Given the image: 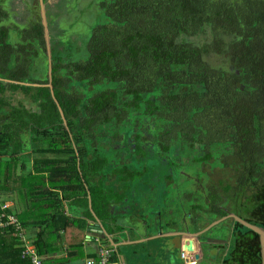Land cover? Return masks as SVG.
<instances>
[{
	"label": "trees",
	"instance_id": "16d2710c",
	"mask_svg": "<svg viewBox=\"0 0 264 264\" xmlns=\"http://www.w3.org/2000/svg\"><path fill=\"white\" fill-rule=\"evenodd\" d=\"M98 7L108 21L92 30L80 60H69L49 31L51 84L66 125L47 87L10 83H48L39 13L29 12L18 29L0 7V195L16 197L26 234L23 213L41 212L32 242L39 256L48 226L60 224L56 238L61 231L72 258L84 226L65 205L106 220L116 185L135 193L159 178L192 181L189 195L205 199L191 207L198 232L232 211L234 179L243 189L264 183V0H101ZM57 18L48 26L59 28ZM11 30L21 31L13 41ZM17 244L14 230L0 233V264H30Z\"/></svg>",
	"mask_w": 264,
	"mask_h": 264
},
{
	"label": "crops",
	"instance_id": "0c3cea01",
	"mask_svg": "<svg viewBox=\"0 0 264 264\" xmlns=\"http://www.w3.org/2000/svg\"><path fill=\"white\" fill-rule=\"evenodd\" d=\"M110 183V180L105 183L107 185H104V192L109 189ZM154 187L142 186L133 193L132 190H125L121 188V185H116L114 193L110 197L111 201L108 204V218L106 220H103L95 213L91 214L92 218L88 220L84 216L82 208L75 209V207H69L68 204L65 205L64 211L67 215L75 218L84 226L81 248L72 258L68 259V248L63 243L62 232H59L61 239L59 241L56 238L57 231L54 232L61 225H47L48 234L42 236L43 243L41 244L42 249L46 251L45 255L40 256L43 264H85L86 261L96 257L99 242L110 248L113 264H126V260L124 258L121 259L124 254H129L130 257L133 254L136 255L134 256L135 259L132 257L131 264H183L184 261L181 259L179 253L190 244H192V247L198 253V243L195 239L189 237L178 238L172 237L170 234L185 232L186 229L194 233L190 221L192 205L190 204L188 211L184 208L182 211L175 213L173 209L169 208V205H167L166 209L163 207V210H160V212L156 211V208H160V205L157 202L156 196L153 195ZM138 192L143 197V202L136 200ZM13 200L15 201L14 210L17 215H20L21 209L16 197H13ZM40 214L41 212L38 210L23 213V217L29 216L26 218L29 223L26 232L31 242L34 241L36 233L42 230L39 229L42 225L37 220ZM94 216H96L100 223L95 222ZM163 219L165 223H163ZM231 229L232 226L230 224H225L219 234L228 237L231 234ZM221 238L226 240L223 237ZM76 240H78L77 236ZM16 248L18 247L15 246ZM158 248L159 251L160 248L162 249L161 255L163 256V260L161 262H159L156 254ZM170 249L178 252V254L176 253L172 257ZM9 252L10 250H8L9 255L5 256L6 261L13 258ZM192 255L191 253V256H186L187 259L190 258L191 260ZM193 262L197 264L195 259ZM2 263L10 264V262L4 263L3 260ZM11 264L14 263L12 262Z\"/></svg>",
	"mask_w": 264,
	"mask_h": 264
},
{
	"label": "rangeland",
	"instance_id": "374dc122",
	"mask_svg": "<svg viewBox=\"0 0 264 264\" xmlns=\"http://www.w3.org/2000/svg\"><path fill=\"white\" fill-rule=\"evenodd\" d=\"M58 1L59 0H56L57 2L56 4L55 0H50V4H56V6L55 7L51 6V9L49 10L50 12L46 13V17L47 19L49 17V21L53 22L52 19L62 16L63 18H57L56 20L58 22L61 19L58 25L59 28H57V26L55 28L54 25L55 23H51L49 24V26L47 23V28L50 31L52 37L57 35V38L61 39L66 44L63 46L65 48V55L69 60H73V61L80 60L82 59L84 54H86L84 50L85 47L83 48L81 47L86 45L92 33V30L97 25L104 24L106 23V21H108L102 9L98 7L99 2L101 0H60L61 4H59ZM28 2L30 3L29 8L26 7L25 0H0V7L2 10H5V12L8 13L9 23L11 22L14 23V21H16L18 22V24H20L27 17L28 13L24 14L25 10H27L28 12H33V14H35L36 12L39 13L38 0L37 1L29 0ZM16 22L14 23L15 25ZM26 24L25 23L20 24L19 26H17V28L22 29L23 27L26 26ZM15 32H21V31L11 30L10 31L11 41H13L12 36ZM64 48L62 47V49ZM103 87L104 85L93 87L88 94L89 95L94 94ZM115 168H120V167H115ZM217 176L223 177L224 173H222V171H217ZM212 178L214 181L217 180L215 176H213ZM234 183H235V179L233 180V184ZM194 188L195 185L190 180L178 179L177 183H172V182H164L160 178L157 179L155 182L153 195L156 196V198L158 199L157 202L160 205V208L158 209L156 208V211L160 212V210H163V207L164 209H166L167 205H169V208L173 209L175 213L182 211L184 208L185 210L188 211L190 204L192 205L194 200L198 202H202L205 200L199 191H196L191 196L189 195L191 189ZM238 190L241 193V196L244 197L245 196L244 189L239 188ZM137 194H138V198H136V200L143 202V197L140 196L139 192ZM237 207H238V201L237 199H234V201L231 204L232 211L236 210ZM164 219H163V223H165ZM225 224L226 221L212 227L205 234L201 236L202 237L201 240L203 239V242H205L206 237L207 240L214 237L215 238L223 237L224 239L227 240L226 236H221L219 234V232H221V229L225 226ZM207 244L209 243H205L204 246H206ZM204 246H202V249L204 255H206L208 248ZM161 251H162L161 248L160 251L159 248L156 250V254L159 259V262L163 260ZM170 253L172 257H174L176 253L178 254V252L173 251L172 249H170ZM134 256L136 255L133 254V256L131 257L129 254L122 255V257L126 260V264H131L132 257L135 259ZM197 264H205V263L203 261H200Z\"/></svg>",
	"mask_w": 264,
	"mask_h": 264
},
{
	"label": "flooded vegetation",
	"instance_id": "af4514ba",
	"mask_svg": "<svg viewBox=\"0 0 264 264\" xmlns=\"http://www.w3.org/2000/svg\"><path fill=\"white\" fill-rule=\"evenodd\" d=\"M28 1L25 0L27 8H29L30 4ZM49 3L50 0H46L45 7ZM51 6H54V4H51ZM27 13L29 12L25 10L24 14ZM232 186L234 188L232 196L237 199L238 207L236 210L227 213V215L233 214L264 233V183H248L249 187L244 189V194L247 197L241 196L238 190L241 188L240 183H234ZM222 194L224 195L223 192ZM222 197L224 199L225 195ZM233 197L232 201H234ZM224 210L226 209L224 208ZM218 239L223 241L221 237L210 238V240ZM227 239L226 241L229 242V245L210 243L204 246L208 248V251L216 254L213 261L214 264H264V236L233 222L231 234Z\"/></svg>",
	"mask_w": 264,
	"mask_h": 264
},
{
	"label": "water",
	"instance_id": "95a60500",
	"mask_svg": "<svg viewBox=\"0 0 264 264\" xmlns=\"http://www.w3.org/2000/svg\"><path fill=\"white\" fill-rule=\"evenodd\" d=\"M45 4H46L45 0H38L39 16H40L41 24H42V27H43V34H44V40H45V49H46V56H47L48 83L46 85H43V86H41L39 84L19 83V82H14V81H12L10 83L19 84V85H25V86H31V87H47L50 90V95H51V97L53 99V102L57 106V109H58V111L60 113V116H61V119L63 121V124L66 125L63 113L61 111V108L59 107L58 102L54 98L53 88H52V84H51L52 70H51V49H50V43H49L50 35H49V30L47 28V17H46ZM88 205H89L90 211L92 212L91 200H90L89 194H88ZM92 214H93V212H92ZM94 220H95L96 223H100L99 220L96 218V216H94ZM227 220H232L233 222H235L237 224H240L244 228H247V229H249L251 231H254L255 233H258V234L264 236V233H262L258 228L250 225L249 223H246V222L240 220L237 216H235L233 214H228L227 216L212 222L210 225H208L207 227H205L204 229H202V230H200L198 232L192 233V232H189L188 229H186L185 232H177V233H173V234H170V235L172 237H178V238H181V237L185 236V237H189V238L195 239V241H197L198 246H199L198 253H196L195 249L192 247V244L188 245L187 247H184L183 250L189 252L188 254L190 256H191V253H192L193 254L192 256L195 259L196 263H199L200 261H203L205 264H214L213 261L215 260L216 254H213L212 251H208V252H206L208 254L204 255L202 246H204L205 243L229 245V242H227L226 240L222 241L220 239H218V240H210V239H208L205 242H203V239L201 240V238H202L201 236L203 234H205L212 227L218 225L219 223L227 221ZM100 228H101V226H100ZM121 259H123V257Z\"/></svg>",
	"mask_w": 264,
	"mask_h": 264
},
{
	"label": "built area",
	"instance_id": "2783aa9c",
	"mask_svg": "<svg viewBox=\"0 0 264 264\" xmlns=\"http://www.w3.org/2000/svg\"><path fill=\"white\" fill-rule=\"evenodd\" d=\"M14 204L15 201L12 196L0 195V233H4L9 229L14 230L18 243L17 247L21 251V258L27 259L30 264H43V261L37 254L33 243L28 238L25 229L17 218ZM188 253L189 252L185 250L180 253L181 259L184 261L183 264H195L193 262V256L191 260L190 258L187 259L186 256H190ZM85 264H113L110 248L99 242L96 257L92 260L86 261Z\"/></svg>",
	"mask_w": 264,
	"mask_h": 264
}]
</instances>
